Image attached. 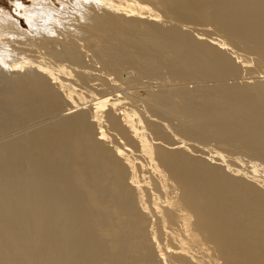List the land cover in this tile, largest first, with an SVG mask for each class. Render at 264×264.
<instances>
[{
  "label": "bare ground",
  "instance_id": "1",
  "mask_svg": "<svg viewBox=\"0 0 264 264\" xmlns=\"http://www.w3.org/2000/svg\"><path fill=\"white\" fill-rule=\"evenodd\" d=\"M87 1L77 37L105 69L127 63L136 82L166 68L201 84L146 92L150 113L141 117L82 66L64 25L54 27L60 38L21 40L16 14L2 13L0 36L16 37V48L42 46L85 69L77 81L65 65L25 58L24 47L19 61L0 64V264H164L155 237L169 264H264V166L203 147L192 156L175 135H212L264 162V82L226 83L240 72L228 42L194 37L182 23L211 24L264 61V0H154L158 13L136 1ZM159 13L180 24L162 25ZM173 116L175 134L160 121ZM29 121L37 124L27 129Z\"/></svg>",
  "mask_w": 264,
  "mask_h": 264
},
{
  "label": "rangeland",
  "instance_id": "2",
  "mask_svg": "<svg viewBox=\"0 0 264 264\" xmlns=\"http://www.w3.org/2000/svg\"><path fill=\"white\" fill-rule=\"evenodd\" d=\"M131 1H136L142 7L150 8L151 10H153V12L158 13L156 11V8H154L155 7L153 4L154 0H130L129 2H131ZM86 3H88V1L85 3L84 2L82 3V0H0V15L2 13H6V12H9V13L13 12L16 14V16H13V17L16 20H18V23H17L18 29L24 33L22 35H19L20 37H18L21 40H23L25 38H29V37H30V39L31 38L36 39L37 37L43 38L44 36L45 37L48 36L49 38H56V37L60 38L62 36V34H60L59 31L63 30L64 26L66 27L65 29L68 28V30H70L69 33L72 32L71 33L72 35L70 34L71 35L70 37H72L73 41L75 40L76 44L78 43L77 44L78 50L82 52V64H83L82 66L85 65L86 67L89 68L90 71H92L95 68L93 70V72H95V74H97L98 77L95 74H94V76L99 78V79H96V81L97 80L101 81L102 77H103L102 79H109L108 81L111 82L113 88L112 89L110 88L112 91H110V92L108 91V93H110L108 95L109 96L111 95L110 97H112V96L115 97V94H116V96L120 100L123 99V100H121V103L126 108H131L132 110H133V108H135L136 110L134 109V111L137 112L139 114V116H141V117L143 116L142 115L143 113L147 112V115H148V113H150L149 112L150 109L148 108L149 107L148 103H147V105H148V107H147L146 103L144 102L145 97L143 95L146 96V94H145L146 92L150 93L149 91L152 92L153 90L156 92V90L159 91L161 89H164V86H165V88H169V87L173 88V87L180 86V87H185L187 89H193L196 86L201 84L200 82L193 80V79L192 80L191 79L190 80L189 79H186V80L183 79L184 81L181 79V80H178L179 81L178 82L177 81L178 78L174 79L173 78L174 76L166 68L161 69L158 74H155L152 76L151 75H149V76L145 75V76L139 78V80L136 79V80H138L136 82L132 81V79H135L136 76H138L136 74L137 72L135 71L134 68H131V66L127 65V63H126V65L123 66L122 71H119L117 73L112 72L108 69H105V67H103L104 66L103 64L100 65L102 62L100 61V59L98 60V58H96L97 56L95 55V53L91 49V47H89L90 45L88 46L89 43H87L86 40H81L77 37L76 29L78 27L84 26L86 23V20L83 17V13H84ZM86 5H88V4H86ZM27 9L31 10V13L27 14L26 13ZM159 15H160V17L158 18L159 19L158 22H160L164 26L165 25L170 26L171 24L173 25L174 23L180 24L178 21H176L172 18L166 17L165 14H163V13H159ZM46 23H48V24H46ZM182 23H184L183 28L185 30H187L188 32H190V34H192L194 37H197L199 35V37H203V38H208V39L216 38V39H220V40H224V41L228 42L229 46H227V47H229V49L227 51H228V53H230V56H232L234 58L236 64L239 65V69H240L239 71L240 72H239V74H237L235 76L234 75L228 76L227 77L228 79H226V83H228V84H233V83L244 84L246 82H249L250 84H257V83H263L264 82V61H260L258 59V55L255 54L253 51L251 52V50L243 48L244 46H242L240 44L230 43L225 38L224 34L222 32L219 33V31L214 26H212L211 24H208V23L205 24L203 22H201V23H195V22L187 23V21L182 22ZM51 25H53V26H51ZM56 25H57V28L61 27L60 30L55 29ZM53 29H55V30L53 31ZM200 34H201V36H200ZM202 34H203V36H202ZM36 35H37V37H36ZM34 37H36V38H34ZM15 39H17V38L14 36H11L10 34L9 35L1 34V36H0V52L3 56L0 55V64H2L4 60L7 61V60H13V59L16 60L17 59V61H19L18 58H20V56H22V55H25L26 56L25 58L35 59V60L41 61V62L44 61L43 63H45L46 65H48L49 67L54 68V69H56L57 65H59V64H62L63 67L65 65V67H64L65 70L70 69V71H73L72 72L73 77L74 76L77 77L74 74H77L80 70L85 69V67L81 68V65L78 66V64H74L73 62H71L67 58H64V57L63 58L62 57H60V58L55 57L54 58V55L49 54L47 51L43 52L46 49L43 48L42 46H39V48H42V49H39L38 46H35V45L34 46L32 45L33 47L27 46V48H26V46H22V47L26 48L27 50H25L26 52L22 51L24 53L21 55L20 49H22V47L16 48L15 44H17V43L14 42ZM8 40L11 41L12 43L11 42L9 43ZM22 45H24V44H22ZM32 48L34 50H31ZM30 51H32V52H30ZM13 52H15V53H13ZM18 52H20L19 55H18ZM10 53L12 55L14 54L15 56L13 55V57H11L12 55ZM4 55H5V57H4ZM6 56H8V57H6ZM38 56H41L42 58H40ZM62 59H65V60H62ZM35 60H33V61H35ZM90 67H92V69H90ZM88 68H86V69H88ZM107 70H108V72H111V73L109 74L107 72ZM25 71H26V68H24V67L19 69L20 73H24ZM70 74H71V72H70ZM100 74H102V77ZM73 77L71 79H73ZM75 77H74V79L78 81L79 77H77V79ZM96 77H94V78H96ZM94 78L92 79L93 81L91 80V82L99 83V82H94L95 81ZM77 81H76V83H79L80 81L83 82L85 84L86 88L88 87L87 89H89V86H87V84H89L90 82L87 79L83 81L80 78V81L79 82H77ZM204 83H206L207 85H212L214 83V81L209 79V81L206 80ZM84 84L81 83L80 85H84ZM85 86L84 87L82 86V87L85 89ZM119 86H121V88ZM78 87H81V86L78 85ZM82 91H84V90H82ZM85 91H86V89H85ZM121 93H122V95H121ZM139 95H140V97H139ZM84 96L85 95L81 96V99H80L81 101H84V99H85ZM130 97H131V100L127 99ZM142 97H144V98L142 99ZM137 104H138V106H137ZM148 109H149V111H148ZM139 111L142 114H140ZM62 113H63L62 110H58L56 114L60 115ZM155 117H157V116H155ZM47 118H48V116H47ZM47 118L42 119L43 121L41 123L48 122ZM176 118H177V116L176 117L175 116L165 117V119H162V117L160 119V117H159L160 121H162L165 124H168V126L170 127V130H172L173 131L172 133H174V134H175V131H174L173 127H175L176 124H178V120H179L178 118L177 119ZM31 122H33V123H31ZM35 123L37 124L36 121H29L28 124L26 125L27 129L33 128ZM32 124H33V126H31ZM16 129L17 128H14L12 130V132H13L12 134H16L18 132V129L17 130ZM15 131H17V132H15ZM175 135H177L179 138L186 141V146H188L190 151L193 153V155L191 154L192 156L198 157L197 155H201V156L205 155L204 153H200L201 150H198L199 149L198 147H203L206 150L215 149L217 151H221V153L226 156L225 157L226 159H231L232 157L238 156L240 159L245 161V162H243V166H245V167H248V164H247L249 162L248 160H252V159L256 160L257 162H260L261 165L264 166V162L261 161L260 159H259L260 160L259 161L258 159L252 157L249 153L241 150L239 146H238V148H236L237 144H231V146H230V144L221 142V140L216 139V137L213 138L212 135L211 136L208 135V138L205 139L204 141L199 140V139H197L191 135L186 136V135H182L180 133L175 134ZM232 145H235V146H232ZM214 161H216L215 158L210 159V163L214 162ZM257 173H260V171ZM260 174L261 175L264 174L263 171H261ZM259 177L264 178L263 176H259ZM246 178L251 179V178H249V176H247ZM256 184L258 186H261L260 182H258ZM262 187H264V186H262ZM186 217L189 219V215ZM188 219L185 221V223H188ZM238 222L240 223L241 219H238ZM152 228L157 231V224H156L155 220L154 221L152 220ZM187 231H189V229ZM165 232L171 233V228L169 226H167L165 228ZM261 232H262V230L259 229V231L256 234L259 235ZM150 243L152 246L156 247L159 252L164 254V264H169L168 255L165 253L164 246H163L162 242L160 241V239L158 237H155L154 239L150 240ZM196 246L199 248H203L204 250L207 249V246L201 242H197ZM186 249H187V246L185 244L182 247V252L184 254L187 253ZM217 264H222V263H221V261H218Z\"/></svg>",
  "mask_w": 264,
  "mask_h": 264
}]
</instances>
